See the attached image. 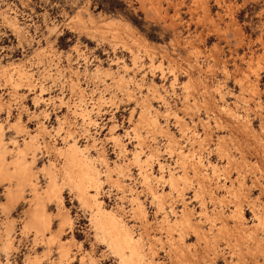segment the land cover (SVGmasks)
Segmentation results:
<instances>
[{
  "label": "rangeland",
  "instance_id": "rangeland-1",
  "mask_svg": "<svg viewBox=\"0 0 264 264\" xmlns=\"http://www.w3.org/2000/svg\"><path fill=\"white\" fill-rule=\"evenodd\" d=\"M78 14L83 21L78 19ZM90 15L95 18L94 21L97 20L98 23L95 21L96 25L99 23L102 25L112 17L119 18L132 26L131 31L121 30L123 32L120 31V34L111 36L114 34L113 32L110 31L113 34L105 33L106 30L103 29L106 28L99 27L100 31L104 33L102 34L100 31L97 33L95 29H99L93 25L91 19L89 20ZM12 16L17 18L19 29L15 28L9 20ZM76 16L77 18H75ZM92 26L94 30L91 29ZM89 27L90 29H88ZM124 33L131 34L127 35L128 38ZM137 35L139 38H136ZM141 36L143 37V40L141 38L142 42L140 41ZM133 40L134 43L131 42ZM0 62H19L24 68L33 71L35 80V89L33 86L27 89L29 86L25 85L26 82L23 80L16 89L15 96L12 84L5 81L4 75H0V99L5 101L4 106L0 108V121L4 128L3 137L8 142L6 143L8 146L6 158L11 160L15 156L14 141H17V146H19L25 138L31 137L34 132L36 135L38 123H44L52 129L51 133L48 132L49 134L46 133L45 136L41 134L38 138L36 135L39 147L35 151L37 159L34 164V173L36 174L35 180L40 185V191L47 184L46 173L40 169V166L51 158H56L58 165L61 164L62 159L54 154L53 146L55 144L64 145L62 141H64V134L66 135L67 125H71L73 130H77H74V135L80 143L82 145L88 143L89 152L97 158L96 162L104 174L102 179H106L105 173H108L109 168L111 171L113 170L110 174L113 178L111 180L114 182L112 181V183L107 178V181L104 180L102 183V199L108 208L111 206L122 207L123 210L120 213H124L122 214L125 215L124 218L132 224L136 235L144 236L142 244L145 257L147 256L145 264H264V227L261 224L257 225L258 215L264 213V0H0ZM98 65L101 67V71H96L95 68ZM85 68L88 70L85 71ZM11 73L14 75L16 71L12 70ZM16 75L13 79L19 81L20 77L16 78L18 76ZM121 75L125 76V80L122 82L119 80ZM74 83L78 87H74ZM40 87L46 92L42 91L46 100L36 103L33 96L41 92L42 88ZM18 92L23 100L21 97L19 98ZM26 92L27 94H24ZM128 92H132V94ZM134 95H136L135 98H133ZM60 97L65 101H61ZM59 101L63 103L61 104ZM78 101L80 106L93 109L92 117L96 120V124L94 122L88 127L81 119V115L79 117V114L71 113L73 108L80 107ZM223 104H229L239 112L242 120L231 117L222 107ZM146 105H150L151 115L157 117L159 125L163 129L165 128L164 130H167L169 134L167 131V133H163L165 132L163 129L158 131L160 128L158 124L151 130V126L147 123H138L141 120L137 116L139 117V112L145 110ZM68 106L70 107L68 108ZM6 112L9 114L6 115ZM65 113L69 120L64 125L65 130L62 129L56 133V122L59 117L65 116ZM19 115L26 131L24 129L18 131L13 125H10ZM139 118L141 119V117ZM244 120L250 126L245 127V123L242 122ZM35 121L37 122L35 123ZM237 123L239 126L240 124L243 126L239 128ZM134 126L138 128L143 141L135 137V134L132 133L134 131L129 129ZM112 127L113 130L120 133L123 141H126L127 152L120 153L114 141L108 139L111 138L108 128ZM124 129L126 130L124 131ZM161 130L163 131L161 132ZM169 135L170 137H167ZM106 136L107 139L104 140ZM170 138L171 140H168ZM137 139L141 143L143 142L142 145L139 144L143 158L148 155L151 147L156 150L155 156L148 163H134L132 159V151L139 148ZM221 139H224L225 142ZM174 140L178 141L177 145ZM167 141L173 143V146L169 145L168 147L169 142ZM93 144L95 147L92 146ZM47 146L49 149L45 148ZM167 147L170 150L166 149ZM181 150L185 153L188 152L187 162L182 157L180 158ZM100 152L107 154L105 155L106 161H100L101 158L98 155ZM31 156L28 154V159H32ZM198 157L207 164V166L200 167L202 175L204 171L210 172L212 169L208 162L212 161L211 163L215 164L218 169V172L212 175L213 177L207 179L208 181L200 175L196 177H200L199 179L202 177V181L192 177L195 171L191 163L193 165V159L196 161ZM229 158L233 159L228 163ZM179 159L185 162L178 163ZM114 161L117 165L124 164V171L123 168L119 169ZM157 161L166 163L167 167L164 172L166 176L169 169H174L173 171L177 170L176 174L179 177L180 175L185 177L189 175V177L179 180L176 190H171L168 181L157 178H150V181H146L143 176L144 173L146 174L145 170L148 173L152 171L155 174H158L157 172L160 174ZM183 163L184 165L188 163L185 165L187 167ZM11 167L13 166L9 165V168ZM181 168L187 173L184 174ZM226 172L229 173L226 174ZM115 177L124 179L123 182L126 183L122 188L125 189L124 191L121 190V186H117ZM188 179L191 181L187 182ZM198 180L202 182L203 186ZM143 182L144 184H142ZM197 182L200 183L199 189L205 188V190L200 189L203 192L196 189ZM223 182L228 185L231 183L233 187L225 188ZM12 183L16 184L15 178ZM150 184L160 192L161 189L165 190L164 194L167 192V196L161 194L165 200L161 199L159 203V199L152 197ZM221 184L223 186H220ZM25 186L20 201L13 205L9 211H6L2 206L4 205L2 202L6 200L5 186L0 183V231L2 232L6 228V221L14 220L10 233L14 246L8 252L2 248L3 236L0 235V260L3 264H31L27 258L28 254L40 255L41 264H53L54 262L56 264L60 262V246L63 244L70 248L67 247L70 252L64 260L65 264L66 261L68 264H93L94 262L97 264H120L118 257L94 232L96 230L91 223V210L80 205L75 193L68 187L63 188V203L46 201L47 210L53 214L52 231L61 230L60 236L54 243L49 244L50 231L44 235L36 236L34 229L26 230L24 221H27L33 207L34 193L29 185ZM146 188H149L150 191H147ZM134 189L140 194L147 211L149 231L147 226L142 224L144 223L143 216L141 217L139 211L135 212L132 208L131 192H134ZM229 189L231 191H227ZM169 190L171 193H168ZM169 195L173 196L175 200L173 197L171 199ZM174 195H177L178 199ZM202 202H205V206L213 216L212 221L208 220L207 216L206 219H201V215H203L200 211L203 206ZM171 205L177 213H181V208L187 205L193 212L191 215L193 221L197 220L195 225L191 224V227L210 230L211 233V229H209L211 226L212 229H215L213 233L217 234L218 231V237L217 235L214 237V234L211 233L209 239L205 238L199 229L196 231L199 233L196 234V228H191L190 224L189 228H186L187 230L185 229L187 224L178 227L177 225H166L171 227L170 230H173L170 232L172 235H169V228H165V225L162 227L160 221L164 214L163 211H169ZM235 207L243 211L244 217L241 220L246 227L249 225L250 232L242 233L239 229L243 224L241 226V222L231 215ZM61 210H64L65 213L68 212L67 214L71 216V223L63 225V229L60 228L62 217L58 216ZM214 211L219 214L222 212L221 215L226 217L223 216L229 224L222 222L220 218H215ZM196 223H199L200 226ZM221 224H226V228H223L224 226ZM219 225L223 230L219 231ZM251 233L254 234L253 238L250 237ZM213 243L215 246L210 248V244L213 245ZM172 244H175L176 247ZM212 249L217 252L215 253ZM237 259L239 262L236 261Z\"/></svg>",
  "mask_w": 264,
  "mask_h": 264
},
{
  "label": "bare ground",
  "instance_id": "bare-ground-1",
  "mask_svg": "<svg viewBox=\"0 0 264 264\" xmlns=\"http://www.w3.org/2000/svg\"><path fill=\"white\" fill-rule=\"evenodd\" d=\"M7 16V15H6ZM78 17H79V14L77 15ZM77 16L75 17V18H77ZM8 17V16H7ZM90 17H91V15H90ZM93 17V16H92ZM89 18V20L91 19L92 21L91 22H93V25L94 26H96V28L97 29H99V27H104V28H106V29H103L104 31H105V33L107 32V33H109L110 31L111 32H113V33H111L110 32V34H113V35H111V36H115V34H117L118 35V33L121 31V30H124L125 32H127L126 30H130L131 31V28H132V26L129 24V23H125L124 21H122L121 19H119V18H115V17H112V18H110V19H108L105 23L103 22V26L102 25H100V23H99V25L97 24L96 25V23H95V21L97 22V20H95L94 21V19L95 18ZM5 18V17H4ZM78 19H82L81 18V16L78 18ZM9 20L11 21V23L13 24V26L16 28L17 27V29H19V25H18V21H17V18L15 17V16H12V17H10L9 18ZM19 20V19H18ZM6 21H7V19H6ZM82 21H83V19H82ZM90 22V24L92 25V23ZM22 23V22H21ZM98 23V22H97ZM94 27L92 26L91 27V29H93ZM16 29V30H17ZM88 29H90V27L88 28ZM102 29V28H101ZM94 30V29H93ZM19 32H20V30H18ZM22 31H24V29H22ZM95 31H97V33L100 31V29L99 30H96L95 29ZM135 31V30H134ZM133 31V32H134ZM138 31V30H137ZM100 32H102V34L104 33L103 31H100ZM121 32H123V31H121ZM120 32V33H121ZM21 33H23V32H21ZM119 33V34H120ZM136 33V32H135ZM134 33V34H135ZM125 34V33H124ZM129 33H127V34H125L126 36L128 35ZM131 34V33H130ZM130 34H129V36H130ZM105 35H107V34H105ZM116 35V36H117ZM138 36V35H137ZM107 37V36H106ZM128 37V36H127ZM126 37V38H127ZM134 37H136V36H134ZM113 38V37H112ZM115 38V37H114ZM129 38V37H128ZM136 38H139V36L138 37H136ZM141 38H142V40H143V37L141 36L140 37V41H141ZM130 39H131V37H130ZM133 39V38H132ZM116 40V39H115ZM127 40H129V39H127ZM136 40H138V39H136ZM139 41V42H140ZM123 42V41H122ZM131 42H133L134 43V40L133 41H131ZM137 42V41H136ZM138 42V43H139ZM142 42V41H141ZM142 44V43H141ZM144 44H145V41H144ZM140 45V44H139ZM146 45V44H145ZM125 46V45H124ZM133 46H134V44H133ZM142 46H144V45H142ZM128 47V46H127ZM139 47H141V45L139 46ZM148 47V46H147ZM145 48V47H144ZM128 49V48H127ZM130 49V48H129ZM131 50V49H130ZM148 50H149V48H148ZM49 51V50H48ZM132 51V50H131ZM139 51H141V50H139ZM135 56V55H134ZM137 56V55H136ZM52 57H54V56H52ZM149 58V57H148ZM136 59H137V57H136ZM139 60V59H138ZM134 63V62H133ZM14 64V65H13ZM124 67V66H123ZM14 68H15V70H14ZM13 71H16V73L14 74V75H16L17 77L16 78H19L20 80L18 81L17 79H13V78H15L14 77V75H13V73H11V71L12 70ZM96 71H101V67L98 65V66H96ZM88 69L87 68H85V71H87ZM70 71V70H69ZM58 72V71H57ZM96 73V72H95ZM101 73V72H100ZM108 74H109V72H107ZM44 74V73H43ZM102 74V73H101ZM0 75L2 76V75H4L5 77H6V79H5V81H7V82H9V84L11 83L12 84V86H13V88H14V94H15V92H16V89H18V87L22 84V81L24 80V82H26L25 83V85H28L29 86V88H27V89H30V86H35L34 85V82H35V80L33 79V71H31V70H28L27 68H24L22 65H20L19 64V62H16V63H13V62H10V63H1L0 62ZM100 76V75H99ZM77 77V76H76ZM37 78V77H36ZM120 78V79H119ZM119 80H121V82H122V80H125V76L124 75H121V76H119ZM78 79V78H77ZM131 79V78H130ZM192 80V79H191ZM200 80V79H199ZM71 81V80H70ZM77 81V80H76ZM80 81V80H79ZM128 81V80H127ZM37 82V81H36ZM73 82V81H72ZM118 82V81H117ZM131 82V81H130ZM188 82V81H187ZM76 83V82H75ZM74 83V84H75ZM77 83H78V81H77ZM128 83V82H127ZM6 84V83H5ZM40 84V83H39ZM123 84V83H122ZM124 84H126L125 82H124ZM157 84V83H156ZM38 85V84H37ZM72 85H73V83H72ZM79 86H80V84H78ZM127 85V84H126ZM137 85V84H136ZM188 85V84H187ZM77 86V84H75V86L74 87H76ZM161 86V85H160ZM249 86H251L250 84H249ZM78 87V86H77ZM82 87V86H81ZM80 87V88H81ZM127 87V86H126ZM143 87V86H142ZM12 88V89H13ZM24 88V87H23ZM40 88H42V87H40ZM80 88H78V89H80ZM191 88V87H190ZM10 89V88H9ZM11 89V90H12ZM21 89V88H20ZM34 89H35V87H34ZM33 89V90H34ZM71 89H72V87H71ZM77 89V88H76ZM82 89H84V88H82ZM132 89V88H131ZM41 90V92H39V94L38 95H36V96H33L34 97V102H36V103H40V100L42 101V100H46L45 99V97H44V95H43V93H42V91H44L43 90V88L42 89H40ZM127 90V89H126ZM155 90V89H154ZM161 90H162V88H161ZM164 90V89H163ZM9 91V90H8ZM84 91V90H83ZM198 91V90H197ZM256 91V90H255ZM45 92V91H44ZM6 93V92H5ZM8 93H10V92H8ZM32 93V92H31ZM37 93V92H36ZM35 93V94H36ZM46 93V92H45ZM128 93H130V92H128ZM190 93V92H189ZM13 94V95H14ZM24 94H27V92L26 93H24ZM24 94H22V95H24ZM48 94V93H47ZM130 94H132V92L130 93ZM147 94V93H146ZM12 95V94H11ZM20 94H19V92H18V96H19ZM15 96H16V94H15ZM61 96V95H60ZM129 96V95H128ZM153 96V95H152ZM162 96V95H161ZM11 97V96H10ZM21 96H19V98H20ZM136 97V95H134V97L133 98H135ZM139 97V96H138ZM13 98V97H12ZM16 98V97H15ZM22 98V97H21ZM56 98H58V97H56ZM61 98V101H63L64 99L62 98V97H60ZM65 98V97H64ZM99 98H100V96H99ZM131 98V97H130ZM188 98V97H187ZM33 99V98H32ZM97 99V98H96ZM137 99V98H136ZM17 100V99H16ZM22 100H23V98H22ZM98 100V99H97ZM203 100V99H202ZM208 100V99H207ZM12 101H13V99H12ZM11 101V102H12ZM15 101V100H14ZM32 101V102H33ZM48 101V100H47ZM51 101V100H50ZM61 101H59L60 103H61ZM65 101V100H64ZM101 101H102V99H101ZM140 101V100H139ZM144 101V100H143ZM147 101V100H146ZM197 101V100H196ZM9 102V101H8ZM7 102V103H8ZM10 102V103H11ZM43 102V101H42ZM41 102V103H42ZM81 102V101H80ZM138 102V101H137ZM142 102V101H141ZM203 102V101H202ZM205 102V101H204ZM47 103V102H46ZM49 103V102H48ZM47 103V104H48ZM59 103V104H60ZM63 103V102H62ZM61 103V104H62ZM66 103V102H65ZM69 103V102H68ZM78 103H79V101H78ZM144 104H146L145 102H143ZM142 103V104H143ZM4 104H5V101L4 100H2V99H0V108H1V106H4ZM35 104V103H34ZM100 104V102L98 103V105ZM104 104V103H103ZM138 104V103H137ZM21 105H22V107H23V104L21 103ZM25 105V104H24ZM65 105V104H64ZM69 105V104H68ZM72 105V104H71ZM75 105V104H74ZM82 105V104H81ZM92 105H93V103H92ZM96 105V104H95ZM97 105V106H98ZM206 105V104H205ZM5 106H7V105H5ZM19 106V105H18ZM26 106V105H25ZM39 106V105H38ZM48 106V105H47ZM76 106H77V103H76ZM79 106H80V103H79ZM96 106V107H97ZM11 107V106H10ZM65 107V106H64ZM67 107V106H66ZM65 107V108H66ZM70 106H68V108H69ZM75 107V106H74ZM99 107V106H98ZM219 107H220V105H219ZM222 107L226 110V112H228L229 113V115L231 116V117H233L234 119H241V115L239 114V112H237L236 110H234L229 104H223L222 105ZM45 108V107H44ZM144 108V107H143ZM155 108V107H154ZM5 109V108H4ZM8 109H9V106H8ZM14 110H15V108H13ZM156 109V108H155ZM219 109V108H218ZM2 110V109H1ZM10 110V109H9ZM20 110V109H19ZM33 110V109H32ZM31 110V111H32ZM40 110V109H39ZM43 110V109H42ZM69 110V109H68ZM72 110V109H71ZM141 110H142V108H141ZM157 110V109H156ZM22 111V110H21ZM27 111H30V110H27ZM26 111V112H27ZM34 111H35V109H34ZM97 111V110H96ZM158 111V110H157ZM92 112H93V109H89L88 107H83V106H80V107H75V108H73V110H72V112L71 113H74V114H79V117H80V115H81V119H83V121L87 124H85L86 126H88V125H91V124H93L96 120L94 119V117H92ZM154 112V111H153ZM160 113H161V111H159ZM175 112V111H174ZM221 112V111H220ZM2 113V112H1ZM11 113V112H10ZM16 113V112H15ZM21 113V112H20ZM38 113H39V111H38ZM43 113V112H42ZM45 113H46V111H45ZM44 113V114H45ZM68 113V112H67ZM140 114V116L139 117H141V119L137 116V118L139 119V120H141L140 122H138L139 124L141 123V122H145L144 124H148V125H150L151 126V130H153V126H157V124L159 125V123H158V119H157V117L154 115H151V109H150V105H146L145 106V110L143 111H141V112H139ZM156 113V112H155ZM159 113V114H160ZM222 113V112H221ZM225 113V112H224ZM7 114H9V113H7L6 112V115ZM41 114V113H40ZM47 114V113H46ZM158 114V115H159ZM16 115V114H15ZM22 115V114H21ZM36 115V114H35ZM50 115V114H49ZM157 115V114H156ZM157 115V116H158ZM174 115H177V114H175L174 113ZM17 116V115H16ZM31 116V115H30ZM37 116V115H36ZM69 116V115H68ZM166 116V115H165ZM169 116V115H168ZM225 116V115H224ZM223 116V117H224ZM227 116V115H226ZM32 117H34V116H32ZM179 117V116H178ZM243 117V116H242ZM3 118V117H2ZM17 118V117H16ZM28 118V117H27ZM35 118V117H34ZM47 118V117H46ZM58 118V117H57ZM56 118V119H57ZM180 118V117H179ZM219 118V117H218ZM226 118V117H225ZM228 118V117H227ZM7 119V118H6ZM8 119H9V117H8ZM38 119V118H37ZM49 119V118H48ZM68 118L66 117V113H65V116H63V117H59L58 118V120H57V126H56V133H59V131L60 130H62V129H64V125H65V123H66V121H69V120H67ZM111 119V118H110ZM114 120V119H113ZM230 120V119H229ZM242 120V119H241ZM241 120H240V122H241ZM248 120V119H247ZM245 121L246 120H244V121H242L243 123H245ZM5 122V121H4ZM26 122V121H25ZM37 121H35V123H36ZM43 122V121H42ZM71 122V121H70ZM239 122V121H238ZM55 123V124H56ZM72 123H73V121H72ZM71 123V124H72ZM194 123V122H193ZM209 123V122H208ZM234 123H235V121H234ZM251 122L249 121V124H250ZM23 123H22V120H21V116L19 115V117L16 119V120H14V121H12L11 122V126L13 125V127L16 129V130H18V131H21V130H23L24 129V131H26L25 130V128H23L24 126L22 125ZM95 124H96V122H95ZM141 124H143V123H141ZM164 124H166V123H164ZM117 125V124H116ZM138 125V124H137ZM185 125V124H184ZM236 125H238V123L236 124ZM245 125V127H248V126H250V125H248V123L246 124H244ZM248 125V126H247ZM26 126V125H25ZM68 126V128H66V135L64 134V141H62V142H64V145H54L53 146V151H54V154H56V156H58L60 159H62V162H61V164L60 165H58V163H57V161L53 158H51V159H49L48 161H46L44 164H42L41 166H40V169L41 170H43V171H45V173H46V176H47V184H46V186L43 188V190L42 191H40V189H39V186L40 185H38V183L36 182V180H35V176H36V174L34 173V164H36V150H37V148L39 147V143H37V137H36V135L38 136V138H39V136L41 135V134H46V133H48V132H50V131H52V129H50V128H48L47 127V125L46 124H44V123H38V125H36V128H37V133H36V135H35V132L33 133V134H31L32 136L31 137H27V138H25L24 140H23V143L21 144V145H19V146H17V141H14V147H15V156L11 159V160H8L7 158H6V153H8L7 151H8V146H7V144L6 143H8L7 141H5V138L3 137V135H4V133H3V131H4V128H3V123L0 121V183H1V185L3 186V184H4V186H5V196H6V200H4L2 203L4 204V205H2V206H4V209L6 210V211H9L12 207H13V205H15V204H17L19 201H20V199L22 198V196H23V187L25 186V185H29L30 187H31V190L33 191V202H34V204H33V207H32V209L30 210V212H29V217L27 218V221H24V228L26 229V230H30V229H34V231H35V235L36 236H40V235H44V234H46V233H48L49 231L51 232V235L49 236L50 237V240H49V244H51V243H54V241L60 236V232H61V230H59V231H57V232H54V231H52V224H53V217H52V215L53 214H51L50 213V211H48L47 210V208H46V201L48 200V201H55V202H58V204H60V203H63V188L64 187H68V189H70V191H73V193H75V195H76V197H77V199L79 200V202H80V205L82 204L84 207H87V209L89 208L90 210H91V217H90V219H91V223H92V225L94 226V230H96V231H94V232H96L97 233V235H98V237L100 238V239H102V241L106 244V246L108 247V249H110L117 257H118V259H119V261H120V264H143L144 262H145V258L147 257H145V253H144V251H143V244H142V241H143V238H144V236L142 235V234H139V235H136V233L134 232V229H133V226H132V224H130L124 217H125V215L123 216L122 214H124V213H120V211L121 210H123L122 209V207H119V208H114V207H110V208H108V207H106L105 206V201L102 199V195H101V189H102V183H103V181L104 180H106L107 178L109 179V181L111 180V179H113V178H111V174H110V172L112 173V171H111V168H109L108 169V173L106 174L105 173V175H107V176H105L106 177V179H102V176L104 175V174H102L103 172H102V170L100 169V167H99V165L97 164L98 162H96V157L95 156H93L90 152H89V147H88V143L87 144H84V145H82L81 143H80V141L78 140V138L76 137V135H74V130H73V128L71 127V125H67ZM70 126V127H69ZM111 126V125H110ZM160 126V128L158 129V131L160 130V129H163L162 127H161V125H159ZM166 126V125H165ZM221 126V125H220ZM239 126V125H238ZM237 126V127H238ZM240 126H243V125H241L240 124ZM239 126V128H241ZM52 127V126H51ZM82 127V126H81ZM80 127V128H81ZM89 127V126H88ZM138 127V126H137ZM10 128V127H9ZM34 128V127H33ZM132 127H130L129 129L130 130H132V131H134V132H132L133 134H135V137H137L138 139H141V141H143V139L141 138L142 136H141V134L138 132V128H136L135 126L131 129ZM166 128H167V126H166ZM27 129H28V127H27ZM35 129V128H34ZM115 129V128H114ZM165 129V128H164ZM163 129V130H164ZM243 129H244V127H243ZM65 130V129H64ZM84 130V129H83ZM86 130V129H85ZM88 130V129H87ZM108 130H110V132H108V133H110V136H111V138H108V139H111V140H113L114 141V144H115V146L119 149V152L120 153H125V152H127V150H128V147H127V145H126V141L124 142L123 141V139H122V136L120 135V133H117V131L116 130H113V127L112 128H108ZM126 129H124V131H125ZM155 130V129H154ZM163 130H161V132L163 131ZM75 131H77V130H75ZM165 132H163V133H167L168 131L167 130H164ZM167 131V132H166ZM91 132V131H90ZM15 133H17V132H15ZM27 133V132H26ZM51 133V132H50ZM54 133V132H53ZM76 133H78V132H76ZM92 133V132H91ZM29 134V133H28ZM49 134V133H48ZM79 134V133H78ZM85 134V133H84ZM162 134V133H161ZM168 134H169V132H168ZM167 134V135H168ZM191 134V133H190ZM14 135H16V134H14ZM20 135V134H19ZM88 135V134H87ZM207 135V134H206ZM18 136V135H17ZM27 136V135H26ZM45 136V135H44ZM51 136H52V134H51ZM109 136V137H110ZM125 136V135H124ZM15 137V136H14ZM55 137V136H54ZM54 137H52V138H54ZM58 137V136H57ZM63 137V136H62ZM62 137H60L61 139H62ZM79 137V136H78ZM90 137V136H89ZM126 137H128V136H126ZM132 137V136H131ZM144 137V136H143ZM167 137H170V135L169 136H167ZM172 137V136H171ZM255 137V136H254ZM22 138V137H21ZM45 138V137H44ZM48 138V137H47ZM95 138V137H94ZM105 138V137H104ZM133 138V137H132ZM178 138V137H177ZM20 139V138H19ZM41 139V138H40ZM107 139V136H106V138L104 139V140H106ZM135 139V138H134ZM137 139V141L136 142H138L139 140ZM145 139V138H144ZM47 141H48V139H46ZM168 140H171V138L170 139H168ZM176 140V139H175ZM174 140V141H175ZM209 140V139H208ZM221 140H223L224 141V139H221ZM10 141H12L11 139H10ZM87 141V140H86ZM92 141V140H91ZM141 141H139L138 142V145L139 144H143V142L141 143ZM173 141V140H172ZM42 142H44V141H42ZM53 142V141H52ZM61 142V143H62ZM103 142V141H102ZM166 142V141H165ZM167 142H169V141H167ZM176 142V141H175ZM178 142V141H177ZM177 142H176V145H177ZM181 142V141H180ZM220 142V141H219ZM225 142V141H224ZM228 142V141H227ZM47 143V142H46ZM94 143H96L95 141H94ZM145 143V142H144ZM202 143V142H201ZM44 144V143H43ZM165 144V143H164ZM173 144V143H172ZM171 144V142H169V144H168V147H169V145L170 146H173ZM226 144V143H225ZM91 145V144H90ZM133 145H135V144H133ZM141 145H139V148H136V149H134V151H132V159L134 160V163H139V164H145V163H148V161L153 157V156H155V154H156V150L154 149V148H152L151 147V149L149 150V153H148V155H146V157L145 158H143L142 157V149H140L141 147ZM166 145H167V143H166ZM219 145H221V144H219ZM231 145V144H230ZM44 146H45V144H44ZM51 146V145H50ZM92 146H94L95 147V145L93 144ZM99 146V145H98ZM158 146V145H157ZM217 146H218V144H217ZM43 147V146H42ZM97 147V146H96ZM166 148V149H169V148ZM178 147V146H177ZM222 147V146H221ZM224 147V146H223ZM45 148H48V146L47 147H45ZM97 148H99V147H97ZM96 148V149H97ZM156 148V147H155ZM163 148V147H162ZM218 148V147H217ZM220 148V147H219ZM10 149V148H9ZM11 149H12V147H11ZM40 149V148H39ZM49 149V148H48ZM52 149V148H51ZM95 149V150H96ZM101 149H103V148H101ZM101 149H99L100 151H101ZM146 149V148H145ZM179 149H181V148H179ZM221 149V148H220ZM147 150V151H148ZM165 150V149H164ZM170 150V149H169ZM175 150V149H174ZM195 150V149H194ZM50 151V150H49ZM93 151V150H92ZM131 151V150H130ZM144 151V150H143ZM158 151V150H157ZM163 151V150H162ZM167 151V150H166ZM179 151V150H178ZM10 152H11V150H10ZM191 152V155H193L192 154V151H190ZM95 153V152H94ZM99 153V152H98ZM119 153V154H120ZM131 153V152H130ZM144 153V152H143ZM171 153V152H170ZM173 153V152H172ZM188 153V152H187ZM187 153H185L184 151H182L181 150V152H179V155H181L180 156V158L182 157V159H184L185 161H186V158L188 157L187 155ZM10 154V153H9ZM28 154H31L32 156V159L30 160V159H28V157H27V155ZM49 154V153H48ZM53 154V155H54ZM160 154V153H159ZM177 154V153H176ZM241 154V153H240ZM38 155V154H37ZM52 155V156H53ZM96 155V154H95ZM99 156H100V161H106L105 160V158H106V156L105 155H107V154H104V152H100V154H98ZM168 155H169V152H168ZM190 155V154H189ZM190 155V156H191ZM231 155V154H230ZM10 156V155H9ZM50 156V155H49ZM124 156V155H123ZM159 156V155H158ZM161 156V155H160ZM173 156V155H172ZM177 156H178V154H177ZM198 156V155H197ZM232 156V155H231ZM39 157V156H38ZM41 157V156H40ZM54 157V156H53ZM108 157V156H107ZM118 157V156H117ZM164 157V156H163ZM192 157V156H191ZM201 157V156H200ZM200 157H198V158H196V159H198V160H196V161H194V159H193V165H192V163H191V166L194 168V171H195V173L194 174H196V175H192V177H196L197 175L199 176H202L204 179H206V181H208L207 179L208 178H211V176L214 174V173H216V172H218V169H217V167H216V165L215 164H213V163H211V162H208V165H211V167H212V169L210 170V172H208V171H204V173H203V175H202V171H201V168L200 167H203V166H207V164L204 162V160L202 159V158H200ZM178 158V157H177ZM129 159V158H128ZM160 159V158H159ZM163 159V158H162ZM161 159V160H162ZM182 159H179L180 161L178 162V163H182L183 161H182ZM231 159H233V158H231ZM230 158H229V161H228V163L229 162H231L230 160H231ZM59 160V159H58ZM132 160V161H133ZM157 160V159H156ZM169 160V159H168ZM171 160V159H170ZM188 160V159H187ZM190 160V159H189ZM234 160H236L235 158H234ZM129 161V160H128ZM184 161V162H185ZM191 161V160H190ZM110 162V161H109ZM112 162V161H111ZM115 162V161H114ZM127 162V161H126ZM158 162V161H157ZM187 162V161H186ZM192 162V161H191ZM116 163V162H115ZM115 163H113V164H115ZM123 163V162H122ZM130 163H132V162H130ZM159 163V170L158 171H160V174H159V172H157L158 174H155L154 172H152V171H149L150 173H148V171L147 170H145L146 171V174L144 173V179L146 180V181H150V178H154V179H160V180H164V181H168L169 183H170V187H171V190L172 189H175L176 190V188H177V186H178V181L179 180H181V179H186L187 177H189V175L187 176V177H185V176H181L180 175V177L176 174V171H173L172 169H169V173H168V175L166 176V174L164 173L165 172V168L167 167L166 166V163H164V162H162V161H160V162H158ZM175 163H176V161H175ZM190 163V162H189ZM237 163V162H236ZM103 164V163H102ZM128 164H129V162H128ZM133 164V163H132ZM188 164V163H187ZM186 163H185V165H187ZM9 165H12L13 167H11V168H9ZM116 165H117V163H116ZM158 165V164H157ZM182 165V164H181ZM181 165H180V167H181ZM183 165H184V163H183ZM182 165V166H183ZM184 165V166H185ZM36 166V165H35ZM103 166H105V165H103ZM118 167H119V169H121L122 170V168H123V171H124V164H118L117 165ZM137 166H139V165H137ZM146 166V165H145ZM144 166V167H145ZM153 166V165H152ZM170 166V165H169ZM174 166V165H173ZM172 166V167H173ZM177 166V165H176ZM179 166V165H178ZM183 166V168H185V167H187V166H185L184 167ZM107 167V166H106ZM115 167V166H114ZM117 167V168H118ZM140 167H142V166H140ZM139 167V168H140ZM147 167V166H146ZM171 167V166H170ZM221 167V166H220ZM143 168V167H142ZM183 168H181L182 169V171H183ZM221 168H223L224 169V167H221ZM128 169H129V167H128ZM147 169V168H146ZM40 170V171H41ZM104 170V169H103ZM140 170V169H139ZM141 170H143V169H141ZM153 170V169H152ZM126 171H128V170H126ZM145 171H143V172H145ZM193 171V170H192ZM220 171V170H219ZM224 171V170H223ZM37 172V171H36ZM184 172V174H186L185 173V171H183ZM261 172V171H260ZM227 173H229V172H226V174ZM118 174V173H117ZM116 174V175H117ZM127 174V173H126ZM126 174H125V176H126ZM183 174V173H182ZM219 174V173H218ZM140 175V174H139ZM131 176V175H130ZM225 176V175H224ZM118 177V176H117ZM117 177H115V182L117 183V186L119 185V186H121V190L122 191H124L122 188H124V186L126 185V183H124L123 182V180L121 179V178H117ZM124 177V176H123ZM133 177V176H132ZM141 177V176H140ZM191 176H190V179L192 178ZM201 177V179H199L198 177H196V178H198L199 180H203V178ZM213 177V176H212ZM16 179V184H13L12 183V181H13V179ZM46 178V177H45ZM142 178V177H141ZM143 179V178H142ZM134 180V179H133ZM145 180H143V181H145ZM198 180V181H199ZM217 180V179H216ZM107 181V180H106ZM113 180H111V182H112ZM155 181V180H154ZM153 181V182H154ZM156 181H158V180H156ZM188 181H191V180H187V182ZM196 181H197V179H196ZM201 181H199L200 183H201V185L203 186V184H202V182ZM205 181V182H206ZM239 181V180H238ZM114 182V181H113ZM112 182V183H113ZM133 182V181H132ZM142 182V181H141ZM180 182V181H179ZM184 182V181H183ZM194 182V181H193ZM199 182H197L198 183V185H197V188L196 189H199V187L198 186H200L199 184ZM241 182V181H240ZM105 183V182H104ZM146 183H148V182H146ZM155 183V182H154ZM160 183V182H159ZM162 183V182H161ZM178 183V184H177ZM216 183H217V181H216ZM132 184H134V183H132ZM142 184H144V182L142 183ZM149 184V183H148ZM151 184H153L152 182H151ZM149 185V188H150V190L152 191V197H155V198H157V200L159 199V203L161 202V199H162V201H163V199L165 198H162L165 194V196H167V192L164 194L163 192L165 191H162V189H161V192L160 191H158V190H156L152 185ZM164 184V183H163ZM168 184V183H167ZM184 184V183H183ZM182 184V185H183ZM189 185H190V183H188ZM209 184H210V181H209ZM208 184V185H209ZM212 184V183H211ZM214 184V183H213ZM218 184V183H217ZM223 184H224V182H223ZM239 184V183H238ZM242 184H243V182H242ZM147 184H145V186H146ZM181 185V187L183 188V186ZM185 185V184H184ZM216 185V184H215ZM215 185H211V186H215ZM155 187H157L156 185H154ZM201 186V187H202ZM220 186H223L222 184L220 185ZM220 186H218V187H220ZM26 187V186H25ZM24 187V188H25ZM28 187V186H27ZM116 187V186H115ZM146 187H148V185L146 186ZM189 187V186H188ZM224 187L225 188H232L233 186L231 185V183L228 185L227 183H225L224 184ZM4 188V187H3ZM117 188V187H116ZM119 188V187H118ZM137 188V187H136ZM149 188L147 189V191L149 190ZM203 188V187H202ZM202 188H200V189H202ZM239 188V187H238ZM246 188V187H245ZM128 189V188H127ZM178 189V188H177ZM199 189V190H200ZM209 189V188H208ZM213 189H215V188H213ZM240 189H242V188H240ZM30 190V191H31ZM130 190H133V188H130ZM145 190V189H144ZM149 190V191H150ZM183 190V189H182ZM185 190V189H184ZM202 190H205V188H203ZM202 190H200L201 192H203ZM224 190V189H223ZM244 190V189H243ZM242 190V191H243ZM138 191V190H137ZM178 191V190H177ZM211 191V190H210ZM210 191H208L209 193H210ZM227 191H231L230 189L229 190H227ZM226 191V192H227ZM234 191H236V190H234ZM103 192V191H102ZM179 192H180V190H179ZM198 192V191H197ZM224 192V191H223ZM121 193V192H120ZM125 193V192H124ZM132 193V202H133V209H134V211L136 212V210H138L139 211V215H141V217L142 218H144V223H142V224H144V226H147L148 225V222H149V219H148V215H147V211H146V209H145V207H144V203H143V201L141 200V198H140V194L139 193H137L136 191H135V189H134V192L132 191L131 192ZM163 193V196L161 195ZM168 193H171L170 192V190L168 191ZM199 193V192H198ZM212 194H213V191L211 192ZM31 194V195H32ZM103 194V193H102ZM123 194V193H122ZM130 194V193H129ZM183 194V193H182ZM203 194V193H202ZM205 194V193H204ZM124 195V194H123ZM122 195V196H123ZM126 195V194H125ZM150 195V194H149ZM171 195V194H170ZM169 195V196H170ZM210 195V194H209ZM131 196V195H130ZM162 196V197H161ZM175 196V195H174ZM183 196V195H182ZM196 196H198V195H196ZM200 196V195H199ZM125 197V196H124ZM173 197V196H172ZM172 197L170 196V198L172 199ZM177 199H178V197H177V195L175 196ZM258 197V196H257ZM184 198V197H183ZM193 198V197H192ZM191 198V199H192ZM202 198V197H201ZM213 198H215V197H213ZM30 199V198H29ZM167 199V198H166ZM173 199H174V197H173ZM210 199V198H209ZM208 199V200H209ZM215 199H217V198H215ZM165 200V199H164ZM175 200V199H174ZM198 200V199H197ZM205 200V199H204ZM211 200V199H210ZM218 200V199H217ZM129 201H130V199H129ZM173 201V200H172ZM176 201H178V200H176ZM205 201H207V200H205ZM216 201V200H215ZM155 202V201H154ZM168 202V201H167ZM175 202V201H174ZM182 202H186V201H182ZM156 203V202H155ZM203 203V206H202V210H200L201 211V213L203 214V215H201V219L202 218H205L206 216H207V219L208 220H210V221H212L213 220V216L209 213V210H208V208H207V206H205V202H202ZM255 203V202H254ZM56 204V203H55ZM163 204H164V202H163ZM169 204H170V200H169ZM174 204V203H173ZM161 205H162V203H161ZM168 205V204H167ZM202 205V204H201ZM60 206V205H59ZM117 206V205H116ZM118 207V206H117ZM170 207V206H169ZM255 207V206H254ZM163 208V207H162ZM171 209L169 210V211H163L164 212V214H162L163 216H162V218H161V223L160 224H162V227H163V225H167V226H169V225H173V226H176L177 225V227L178 226H182V225H186L187 224V227H185V229L187 228H189V224H190V227H191V224L192 225H195V221H197V220H195V221H193V218H192V213L193 212H191V210L188 208V206L187 205H184V207L183 208H181V213H177V211H175V209H174V207L171 205V207H170ZM257 208V207H256ZM86 209V210H87ZM164 209V208H163ZM126 210V209H125ZM124 210V211H125ZM180 210V209H179ZM223 210V209H222ZM5 211V212H6ZM89 211V210H88ZM137 211V212H138ZM157 211V210H156ZM193 211V210H192ZM200 211H199V213H200ZM90 212V211H89ZM132 212V211H131ZM135 212H134V214H135ZM217 212V211H216ZM215 211H214V214H215V218H220V220L222 221V222H226L227 223V225L229 224L224 218H223V216L221 215V213L222 212H220V214H219V212H217L216 213ZM225 212V211H224ZM263 212V211H262ZM68 212H64V210H61V211H59V215H58V212H57V215L58 216H61L62 217V221H60L61 223V226H60V228H62V226L63 225H65V224H70L71 223V216H69V214H67ZM194 213H195V211H194ZM198 213V214H199ZM200 213V214H201ZM252 213H253V211H252ZM254 213H255V211H254ZM226 214H228V213H226ZM264 213H262V215H258V223H257V225L258 224H261L262 225V227H264L263 225H264V215H263ZM132 215V214H131ZM130 215V216H131ZM136 215V214H135ZM156 215V214H155ZM160 215V214H159ZM231 215H233V218L234 217H236L237 219V221L239 220L240 222H241V226H242V224H243V221L241 220L244 216H243V211H241V209L240 208H238V207H235V209H233V211H232V214ZM27 216V215H26ZM197 216V215H196ZM226 216H228V215H226ZM137 217V216H136ZM136 217H134V218H136ZM140 217V218H141ZM194 217V216H193ZM225 217V216H224ZM229 217H231V216H229ZM228 217V218H229ZM255 217H257L256 215H255ZM133 218V217H132ZM131 218V219H132ZM138 218H139V216H138ZM214 218V219H215ZM226 218V217H225ZM254 218V217H253ZM10 219V218H9ZM130 219V218H129ZM206 219V218H205ZM204 219V220H205ZM231 219V218H230ZM12 221H6L7 223H6V228L1 232L0 231V235L1 236H3V241H2V248H3V250L4 251H6V252H8L11 248H13V246H14V244H13V241H12V236L10 235V233H11V231H12V222L14 221L13 219H11ZM61 220V219H60ZM89 220V219H88ZM134 220V219H133ZM136 220V219H135ZM200 220V219H199ZM215 221V220H214ZM235 221V220H234ZM90 222V221H89ZM199 222V221H198ZM221 222V223H222ZM151 223V222H150ZM200 223V222H199ZM199 223H196V224H198V226H200V224ZM236 223V222H235ZM5 224V223H4ZM88 224V223H87ZM175 224V225H174ZM222 226H224L223 228H226L225 226H226V224H221ZM260 225V226H261ZM161 226V225H160ZM165 227V228H169V233L171 232V230H170V228L171 227ZM212 226H213V224H212ZM222 226H221V228H220V225L218 226L219 227V229H217V230H219V231H221V230H223V228H222ZM176 227V228H177ZM211 227V226H210ZM209 227V229H211V233H213L214 231H215V229H212V227L210 228ZM217 227V226H216ZM249 225H247V227H246V225H244L243 224V226L241 227V228H239V229H241V232L242 233H244V232H250L249 231ZM147 228V230L149 229L148 228V226L146 227ZM175 228V229H176ZM179 228H181V227H179ZM191 228H193V229H195L196 227H194V226H192ZM207 228H208V226H207ZM63 229V228H62ZM143 229H144V227H143ZM182 229V228H181ZM186 229V230H187ZM197 229H199V228H196L195 229V232L197 231ZM236 229V228H235ZM252 229V228H251ZM165 231H166V229H164ZM178 230V229H177ZM183 230H184V228H183ZM200 230V229H199ZM198 230V231H199ZM31 231V230H30ZM33 231V232H34ZM144 231H145V229H144ZM149 231V230H148ZM161 231V230H160ZM173 231V230H172ZM27 232H29V231H27ZM166 232H168V231H166ZM231 232V231H230ZM197 233H199V232H196V234ZM200 233L202 234V236H204L205 238L207 237H209V234H211L210 233V230H205V229H201L200 230ZM229 233V232H228ZM254 233V232H253ZM253 233H251L252 234V236H250V237H252L253 238ZM214 234V237H216L215 235H217V234H219L218 233V231H217V234H216V232L215 233H213ZM239 234V233H238ZM169 235H172L171 233L169 234ZM239 235H241V233L239 234ZM198 236V235H197ZM201 236V235H200ZM247 236H249V235H247ZM246 236V237H247ZM171 237V236H170ZM183 237V236H182ZM181 237V238H182ZM212 237V236H211ZM217 237H218V235H217ZM37 238H39V237H37ZM157 238V237H156ZM203 238V237H202ZM204 238V239H205ZM168 239V238H167ZM179 239V238H178ZM183 239V238H182ZM203 239V240H204ZM209 239V238H208ZM216 239V238H215ZM214 239V240H215ZM249 239H251V238H249ZM256 239V238H255ZM46 240H47V238H46ZM170 240V239H169ZM168 240V241H169ZM180 240V239H179ZM217 240V239H216ZM253 240V239H252ZM158 241V240H157ZM174 241V240H173ZM257 242H258V240H256ZM171 242H172V240H171ZM206 242V241H205ZM213 242H215V241H213ZM264 242V241H263ZM62 243V242H61ZM151 243V242H150ZM149 243V244H150ZM184 243V242H183ZM256 243V242H255ZM260 243V242H259ZM59 244H60V241H59ZM152 244H155V243H152ZM179 244V243H178ZM207 244V243H206ZM205 244V245H206ZM215 244H216V242H215ZM251 244V243H250ZM258 244V243H257ZM263 244V243H262ZM68 245V244H67ZM173 245V244H172ZM175 245V244H174ZM173 245V246H174ZM182 245V244H181ZM60 246V245H59ZM207 246V245H206ZM211 246H215L214 245V243H213V245H211L210 244V248H211ZM257 246V245H256ZM258 246H259V244H258ZM61 248H60V252H61V258H60V262H58V263H56V264H65V259L67 258V256H68V254H69V249L63 244L62 246H60ZM175 247H176V245H175ZM174 247V248H175ZM261 247V246H260ZM59 248V247H58ZM179 248V247H178ZM208 248H209V244H208ZM215 248V247H214ZM2 250V249H1ZM13 250V249H12ZM107 250V249H106ZM144 250H145V248H144ZM212 250H214V249H212ZM211 250V251H212ZM146 252V251H145ZM147 252H149L148 250H147ZM214 252L216 253L217 251H215L214 250ZM3 253H5V252H3ZM75 253V252H74ZM149 254V253H148ZM180 254V253H179ZM184 254V253H183ZM71 255V254H70ZM80 256V255H79ZM151 256V255H150ZM27 258H28V260L30 261V263L31 264H41V259H40V255H38V254H28L27 255ZM211 258V257H210ZM151 260V259H150ZM8 261V260H7ZM236 261H238V259L236 260ZM9 262V261H8ZM149 262V261H148ZM151 262V261H150ZM154 262V261H153ZM239 262V261H238ZM55 263V262H54ZM53 263V264H54ZM147 263V262H146ZM152 263V262H151ZM242 263H243V261H242ZM0 264H3L2 262H1V260H0ZM66 264H68V262L66 261ZM84 264V263H83ZM93 264H97L96 262H94ZM145 264V263H144ZM170 264V263H169ZM215 264V263H214Z\"/></svg>",
  "mask_w": 264,
  "mask_h": 264
}]
</instances>
